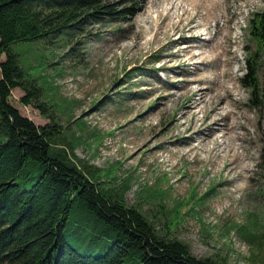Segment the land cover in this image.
I'll list each match as a JSON object with an SVG mask.
<instances>
[{
	"label": "rangeland",
	"instance_id": "374dc122",
	"mask_svg": "<svg viewBox=\"0 0 264 264\" xmlns=\"http://www.w3.org/2000/svg\"><path fill=\"white\" fill-rule=\"evenodd\" d=\"M263 9V0H147L68 42L11 46L54 117L55 143L100 170L111 192L128 184L127 205L215 264L264 261V47L251 35ZM249 64L255 92L242 83ZM23 95L12 90L10 105L47 125ZM36 165L26 162L28 176Z\"/></svg>",
	"mask_w": 264,
	"mask_h": 264
},
{
	"label": "trees",
	"instance_id": "16d2710c",
	"mask_svg": "<svg viewBox=\"0 0 264 264\" xmlns=\"http://www.w3.org/2000/svg\"><path fill=\"white\" fill-rule=\"evenodd\" d=\"M146 1L0 0V264H215L161 235L153 220L127 205L128 184L111 192L100 170L77 166L55 143L58 126L39 102L41 89L27 80L11 49L15 43L68 42L94 23L134 17ZM251 35L263 49L264 9ZM248 68L242 83L255 92L257 68ZM14 89L24 93V107L50 122L38 127L21 116L10 105ZM29 160L39 163L36 175L24 171ZM259 167L264 171V147Z\"/></svg>",
	"mask_w": 264,
	"mask_h": 264
},
{
	"label": "bare ground",
	"instance_id": "6f19581e",
	"mask_svg": "<svg viewBox=\"0 0 264 264\" xmlns=\"http://www.w3.org/2000/svg\"><path fill=\"white\" fill-rule=\"evenodd\" d=\"M226 143H227L226 141L222 142V144L224 145V146H223V151H225V152H226V150L229 149V146H228ZM223 151H222V152H223ZM236 155L239 156V154H236ZM236 155L234 154L233 159L235 158ZM235 159H236V158H235ZM232 161H234V160H232Z\"/></svg>",
	"mask_w": 264,
	"mask_h": 264
}]
</instances>
